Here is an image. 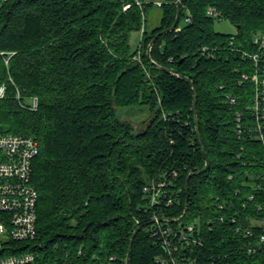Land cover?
<instances>
[{
    "label": "trees",
    "instance_id": "16d2710c",
    "mask_svg": "<svg viewBox=\"0 0 264 264\" xmlns=\"http://www.w3.org/2000/svg\"><path fill=\"white\" fill-rule=\"evenodd\" d=\"M178 3V26L163 32L175 21L174 0H0V131L39 143L37 236L18 243L42 262L127 264L140 227L130 264H264V143L254 137L252 78L264 77V60L257 69L244 56L259 49L264 0ZM155 5L161 20L149 29ZM217 20L235 31L217 30ZM184 76L196 88L199 130ZM203 148L210 166L200 172ZM153 180L168 183L172 203L151 206ZM153 212L190 242L178 239L169 253Z\"/></svg>",
    "mask_w": 264,
    "mask_h": 264
},
{
    "label": "built area",
    "instance_id": "2783aa9c",
    "mask_svg": "<svg viewBox=\"0 0 264 264\" xmlns=\"http://www.w3.org/2000/svg\"><path fill=\"white\" fill-rule=\"evenodd\" d=\"M157 4L160 5L161 2L157 1ZM208 14L220 16L217 8L212 6L209 7ZM186 20L189 21L190 17ZM253 41L258 45V51L253 54L244 52V56L251 57L258 69L261 66L260 61L264 60V33L255 34ZM252 78L258 86L253 112L256 120L253 127L254 137L264 143V77L260 79L259 73L256 72ZM6 90V84L0 85V98L5 96ZM20 96L21 91L17 89V97ZM38 105V97L33 96L32 108L36 109ZM241 131L240 128L239 132ZM39 152V143L33 136L0 131V264H75L69 260L42 262L39 252L24 248L25 244L18 243L32 241L37 236L39 192L32 178L34 159ZM167 186L168 183L164 180H153L145 188L150 193L151 206L160 204L162 199L168 204L172 203ZM152 217L156 224L153 233L159 236L169 253L178 248V239L190 242L191 239L185 230L175 231L167 222L163 223L166 219L159 217V212H153ZM187 228L189 233H192L195 224H189ZM261 240L264 241V236Z\"/></svg>",
    "mask_w": 264,
    "mask_h": 264
},
{
    "label": "rangeland",
    "instance_id": "374dc122",
    "mask_svg": "<svg viewBox=\"0 0 264 264\" xmlns=\"http://www.w3.org/2000/svg\"><path fill=\"white\" fill-rule=\"evenodd\" d=\"M161 15H162V8L158 5L150 7L148 9L146 16L148 19L149 29H152L153 27H156L157 25H159L160 20H161ZM215 27L217 30L222 31V32L228 33V32L235 31V26L229 20H217L215 23ZM141 36H142L141 30L132 32L131 37H130V44H131V49L133 51H136L137 48L139 47ZM133 125L136 130L142 129L138 121H133Z\"/></svg>",
    "mask_w": 264,
    "mask_h": 264
},
{
    "label": "water",
    "instance_id": "95a60500",
    "mask_svg": "<svg viewBox=\"0 0 264 264\" xmlns=\"http://www.w3.org/2000/svg\"><path fill=\"white\" fill-rule=\"evenodd\" d=\"M174 1L177 3V15H176L175 21H174L173 25L170 28L164 30L163 32H167L169 30H173V29H175L178 26V23H179V20H180V16H181V6L178 3V0H174ZM157 36H159V34ZM155 40H156V38L153 39V41H152V43H151V45H150V47L148 49L149 57H150V59L152 60L153 63H156V62L151 58V56H150V50H151V46L153 45V43L155 42ZM174 72L175 73H178L177 70H174ZM184 77L187 80H189L192 83V86H193V90H194V94H195L194 95L195 121H196L197 130H199V122H198V115H197V109H196V107H197L196 88H195V86L193 84V81L191 79H189L186 76H184ZM203 154H204V157H205V160H206V164H205V167L200 172L206 171L208 169V167L210 166L209 159L207 157V153H206V151H205L204 148H203ZM197 173H199V172H197ZM192 175L193 174H190L188 176V178H187V188H188V185H189V180H190V178H191ZM186 211H187V208L185 209V212ZM182 217H183V215L180 218H182ZM246 223H248V222H246ZM139 229H140V227L135 230V232H134V234H133V236L131 238L130 247H129V250H128V253H127V258H126V263L127 264H130V258H131L133 241H134V238H135V236H136V234H137V232H138Z\"/></svg>",
    "mask_w": 264,
    "mask_h": 264
}]
</instances>
